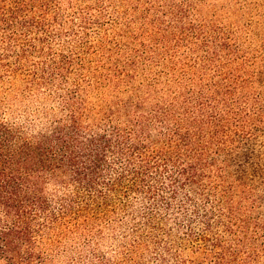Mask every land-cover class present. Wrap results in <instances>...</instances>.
<instances>
[{
    "label": "trees",
    "instance_id": "1",
    "mask_svg": "<svg viewBox=\"0 0 264 264\" xmlns=\"http://www.w3.org/2000/svg\"><path fill=\"white\" fill-rule=\"evenodd\" d=\"M51 4L0 0L2 42L43 30ZM28 47L0 53V96L57 104L31 127L0 117V264H50L120 215L129 264H264V47L175 87L134 67L71 79L66 57L26 69Z\"/></svg>",
    "mask_w": 264,
    "mask_h": 264
},
{
    "label": "rangeland",
    "instance_id": "2",
    "mask_svg": "<svg viewBox=\"0 0 264 264\" xmlns=\"http://www.w3.org/2000/svg\"><path fill=\"white\" fill-rule=\"evenodd\" d=\"M48 15L43 30L16 28L12 46L2 42L0 34V53H16L28 45L26 69L54 65L66 57L72 62L71 79L97 69L102 72L95 77L134 67L137 80L160 72V86L175 87V77L190 86V71L233 69L237 64L226 61L228 54L254 56L264 47V0H52ZM96 95L94 91L91 102ZM56 104L33 94L3 95L0 117L32 126L45 108ZM257 215L263 216L258 208L250 217ZM120 217L88 241L67 238L53 244L57 246L47 251L49 263L98 264L103 257L105 264H129L118 254L121 234L130 228ZM143 264L151 261L144 258Z\"/></svg>",
    "mask_w": 264,
    "mask_h": 264
},
{
    "label": "clouds",
    "instance_id": "3",
    "mask_svg": "<svg viewBox=\"0 0 264 264\" xmlns=\"http://www.w3.org/2000/svg\"><path fill=\"white\" fill-rule=\"evenodd\" d=\"M70 187V186H69Z\"/></svg>",
    "mask_w": 264,
    "mask_h": 264
}]
</instances>
